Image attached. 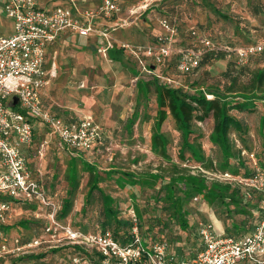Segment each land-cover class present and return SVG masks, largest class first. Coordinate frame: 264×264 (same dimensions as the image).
Listing matches in <instances>:
<instances>
[{
    "label": "rangeland",
    "instance_id": "rangeland-1",
    "mask_svg": "<svg viewBox=\"0 0 264 264\" xmlns=\"http://www.w3.org/2000/svg\"><path fill=\"white\" fill-rule=\"evenodd\" d=\"M120 1L124 6L122 18L130 19L128 8H135L137 12L126 28H119L113 33L119 40L134 46H147V49L153 46L157 36L164 30L161 25L163 18L169 19L175 28L173 45L176 49H205L200 37L232 48L246 47L264 40V0ZM63 3L62 0H53L49 7ZM14 32V22L0 12V35L11 36ZM63 36L49 50V64L55 65L56 77L45 90L43 103L55 115L71 113L92 116L105 134L93 150L81 151L82 155L75 156L77 153L62 149L58 138L46 124L40 120L33 123V144L27 154L29 164L33 168L40 166L46 191L50 192H47L48 195L54 197L62 207L60 218L63 222L88 232L102 229V203L97 192L85 207L92 184L89 168L93 167L100 177V187L114 197L120 216L124 220L130 219L129 210L135 207L137 213L142 215L144 237L147 240L150 237L154 240L162 238L170 254L177 258L193 257L201 245L198 234L201 222L213 226L222 222L225 230L227 226L232 227L233 223H237L241 225V231L251 230L259 219L257 192L252 194L253 202L246 205L248 210L254 207L256 213L252 218L238 211L250 198L246 201L240 198V204L228 201L227 197L209 202L203 193L196 190L190 191L188 196L178 190V201L186 212L190 229L181 228L173 217L172 206L165 205L163 200L157 201L160 184L158 181L148 184L147 177L153 178L152 174L157 173L169 177L172 165L160 149L152 146L151 137L159 111L154 78L157 77L160 83L191 93L195 89L213 90L226 96L227 101L248 104V109L244 111L239 108L230 111L246 124L247 132L239 135L237 131H231L234 156L228 159L229 165L226 166L221 149L209 141L213 128L212 116L204 121L195 119V131L191 135V140L202 145L209 163H212L210 169L191 158L190 152L186 153L187 159L181 161L179 150L183 138L169 109L161 128L162 134L168 139L167 153L172 162H177L189 174L203 176L209 186L216 182L231 184L232 187H239L241 194H245L246 189L234 180L225 179L222 172H232L234 169L244 171L240 161H244L250 169V157L240 153L243 148L250 154L255 153L258 160L262 156L264 161V127L261 126L264 116V93L261 90L264 85H259L255 77L264 68V52L252 56L247 63H241L233 53L229 56L211 55L198 70L190 74L178 71L177 56H174L163 66H157L155 73L144 75L140 73L141 69L136 66L129 51H124L126 61L131 63V67L139 69L135 75L122 62L115 60L111 52L104 54L96 50L91 41ZM207 98H213V95L209 94ZM128 173L141 174L144 183L138 184L127 178L122 181L124 174ZM179 187L185 186L181 183ZM19 205L12 206V217L6 222L10 233L30 239L41 235L43 225L37 223L45 220L36 218L38 208L28 204ZM157 218H161L162 222ZM240 230H230L229 234L237 235ZM43 238L48 241L50 236ZM45 244L42 249L37 248L26 254L0 252V264H73L69 249L55 251ZM41 253V258L29 257Z\"/></svg>",
    "mask_w": 264,
    "mask_h": 264
},
{
    "label": "built area",
    "instance_id": "built-area-1",
    "mask_svg": "<svg viewBox=\"0 0 264 264\" xmlns=\"http://www.w3.org/2000/svg\"><path fill=\"white\" fill-rule=\"evenodd\" d=\"M62 1V5L50 8L37 0H3L1 7L2 13L14 22L15 32L11 36H0V224H6L11 217L12 202L36 203L35 216L44 219L45 224L43 233L33 239L10 236L0 228V252L26 254L50 243L45 245L78 248L72 256L73 264H239L243 261L264 264V165L255 153L246 150L242 153L250 157L253 173L247 178L230 173L222 175L246 189V199L256 192L261 195L258 222L251 232L239 237L218 233L213 224L201 222L198 232L203 247L192 258L178 259L170 254L166 242L145 241L135 208L129 210L131 239L125 245L111 230L83 232L60 219L61 205L48 195L43 182L34 177L23 151L24 146L33 142L32 118L46 124L57 136L62 149L72 154L92 150L105 134L92 116L65 118L43 109L42 91L56 75L53 66L50 70L46 67L47 50L62 35L76 32L82 36L97 35L98 51L107 54L116 47L111 34L128 26L137 12L131 8L130 19L122 18L118 0H102L93 8L82 6L78 0ZM97 19H113L114 22L98 27ZM161 25L164 30L148 49L126 42L119 44L121 50L133 56L140 73L153 74L157 66H163L174 56H177L178 71L190 74L200 68L209 53H233L241 63H247L252 56L264 51V40L232 48L202 37L199 39L205 49H176L173 45L175 28L167 18L161 20ZM43 236L50 239L44 240Z\"/></svg>",
    "mask_w": 264,
    "mask_h": 264
},
{
    "label": "trees",
    "instance_id": "trees-1",
    "mask_svg": "<svg viewBox=\"0 0 264 264\" xmlns=\"http://www.w3.org/2000/svg\"><path fill=\"white\" fill-rule=\"evenodd\" d=\"M216 54L220 56L228 55L222 52L214 53V54L211 53V54H207L204 57L203 61L205 59L207 60L208 56L216 55ZM112 57L122 62L124 59L122 53H119L117 56L112 55ZM133 70L135 71V69ZM137 73L135 71V74ZM255 77L259 85H264V68L258 71ZM154 79L158 94V100H159V111H158V119L155 123L154 131L152 134V146L155 149H160L164 158L167 159V161L171 162L172 173L169 175V177H167V175H163L159 173L152 174L151 177L153 178L147 177V183L151 184L152 181L159 182L160 195L157 197V201L163 200V203H165V205L169 204L170 206H172V208H174L173 217L175 216V220L178 221L181 228L190 229L188 220L185 217L186 212L183 210V208L181 207L178 201V196H177L178 190L181 191L183 194H185V196H188L190 191L196 190L198 193H203V196L207 200H210L209 202H214L216 199L224 200L227 197L229 199L228 201H231L236 204L237 203L240 204L239 199L241 198L244 201L246 198L244 194H241V190L239 187L236 188V187H232L231 184H223L218 182L212 183L209 186L206 178H203V176L189 174L185 172V170L181 168L177 162H172L170 156L167 153L168 139L161 132L162 124L168 115V109L175 118L177 127L179 128L182 134L183 141H182V146L179 150V157L181 161L186 160L187 159L186 153L190 152L191 158L195 159L198 162H202L207 169H210L212 168V163L211 162L209 163V160L204 153V149L202 145L191 140V135L195 131L194 120L197 119L200 121H204L210 116L213 117V128L212 131L210 132L209 140L212 144L218 146L221 149L222 154L226 159V164H225L226 166L229 165L228 159L234 156V151H233L234 142L231 137V131L232 130L237 131L239 135L245 134L247 132L246 124H244L240 118L232 115L230 111L234 108H239L240 110L244 111L248 109L247 108L248 104L234 103L232 100L227 101L226 96H222L220 92H216L213 90H210L208 92L202 89H195L194 92L191 93L189 91H184L181 88H173L166 85L165 83H160L157 77H155ZM261 91L264 93V87H262ZM209 94L213 95V98H207V95ZM244 97L246 99H253L252 97H246V96ZM261 126L262 128L264 127V116H262L261 119ZM243 150H246V148H243L241 150L240 152L241 155H245L242 153ZM260 157L261 160H259V162L262 165H264L263 157L262 156ZM244 163H245L244 161H240V165L244 166L245 169L244 171H241L239 169H234L232 170V172L224 171L222 172V174L230 173L233 176H242L247 178L253 173V170H252V166L249 169V167H247L246 164ZM89 169H91V173H92V179H91L92 184L90 185L88 191L85 207L90 204L91 198L97 192V196L102 203L101 209L103 214V220H102L101 231H105V230L113 231L116 239L122 245H125L131 239L130 231L132 227V220L131 218L128 220H124L120 216V210L119 207L115 205L114 197L106 193L100 187L99 184L100 177L97 171L94 170L93 167H90ZM126 178L130 181L134 180L138 184L144 183V177L141 174H135V173L124 174V178H122V181H124V179ZM181 183H183L185 187H179ZM258 196L259 198L256 199L257 200L256 203H258L260 209L261 195L259 194ZM252 200L253 199L250 198L247 200L248 201L247 203L242 204V207H245L246 210H243L244 208L241 207L240 210L238 211L240 213H246L248 211L246 205H249ZM137 215L139 219L141 234L144 240L148 242L157 241L154 240L153 237L148 238L149 240H147L144 237L142 231L143 228L142 215H140V212L137 213ZM157 220L162 222L161 218H157ZM120 229L125 232L120 234ZM83 232H87V231L83 230ZM229 236H238V235L229 234ZM22 238L30 239L25 237ZM202 247H203V241L201 239V245L197 248L193 256ZM58 249H69L72 254H74L76 251H79L78 248L72 246L56 247L53 250L57 251ZM29 257L41 258L43 257V255L41 253V255L38 256L31 255Z\"/></svg>",
    "mask_w": 264,
    "mask_h": 264
},
{
    "label": "crops",
    "instance_id": "crops-1",
    "mask_svg": "<svg viewBox=\"0 0 264 264\" xmlns=\"http://www.w3.org/2000/svg\"><path fill=\"white\" fill-rule=\"evenodd\" d=\"M38 2H39V4L40 5H42V6H50V4L53 2V0H37ZM79 1V3L82 5V6H84V7H88V8H93V7H95V6H97L102 0H78ZM118 2H119V4H120V6H121V8H122V12L124 11V6H122V4H121V1L120 0H118ZM3 4H4V2H3V0H1L0 1V12H2L1 11V7L3 6ZM128 11L130 10V8H128L127 9ZM126 10V11H127ZM113 22H114V20L113 19H111V20H106V19H97L96 20V24L98 25V27H100V26H104V25H107V26H110L111 24H113ZM126 28V27H125ZM115 32V31H114ZM0 36H3V35H0ZM63 36V35H62ZM61 36V37H62ZM70 36H74V37H77V38H80V39H83V40H86V41H91V43H93L94 44V46H95V48H96V50H98V47H99V40H98V36L97 35H95V34H91V35H89V36H82V35H80L79 33H76V32H69V33H67V34H64V36L63 37H70ZM111 36H112V38H113V40H114V42H115V44H116V47L115 48H113V50H111L110 52H111V56L113 55V56H117L119 53H122V55H123V62L122 61H120V62H122L124 65H125V67H127L128 68V70L129 71H131L133 74H135V71H136V73L139 71V69L138 70H136L134 67H131L132 65H131V63L127 60L126 61V57H125V52L123 51V50H121V48L119 47V43L120 42H124L123 40H119V38H116V36H115V33H112L111 34ZM119 35H117V37H118ZM60 37V38H61ZM59 38V39H60ZM58 39V40H59ZM57 40V41H58ZM53 46V44L48 48V50H47V59H46V67H47V69L48 70H50L51 69V65L49 64V50L51 49V47ZM115 60H117V59H115ZM119 61V60H118ZM136 62V61H135ZM136 66H138L137 65V62H136ZM138 68V67H137ZM133 69H135V71L133 70ZM53 70L55 71V65L53 64ZM139 73V72H138ZM137 73V74H138ZM142 74H144V75H147L146 73H142ZM136 75V74H135ZM55 77H56V75H55ZM55 77H53L52 78V80H51V82H50V84L49 85H47L44 89H43V91H42V94H41V102H42V106H43V109H45V110H47V111H49V112H51L50 111V109H48V108H46L45 107V105H44V103H43V95H44V92H45V90L47 89V88H49L50 87V85L52 84V82L54 81V78ZM52 113V112H51ZM57 116H61V117H65V118H76V117H80L79 115H73V114H71V113H69V114H56ZM32 120H33V123L34 122H37L36 120V118H32ZM55 137H57L56 135H55ZM151 141H152V137H151ZM210 141V140H209ZM32 144L33 143H31L30 145H26V146H24L23 147V151H24V153H25V155H26V157L28 156L27 154H28V152L30 151V149H31V147H32ZM99 144V142L98 143H96L95 144V146H97ZM95 146H94V148H95ZM93 150V149H92ZM80 155H82L81 154V152H79V153H77L75 156H80ZM27 159H28V157H27ZM28 164H29V160H28ZM29 167H30V169L33 171V175H34V177L35 178H37V179H40L42 182H43V185H44V187H46V183H44V177L42 176V174L43 173H41L40 172V170H41V168H40V166H39V168L37 167V168H33L30 164H29ZM46 189V188H45ZM47 192L48 193H50L49 192V190H47ZM255 200V199H254ZM253 202V200L251 201V203ZM86 203V202H85ZM19 204H22V205H26V204H28V205H34V206H36V208L38 207L37 206V204L36 203H16V202H12V206L14 205V206H20ZM255 209H257V208H255ZM12 212H13V210H12ZM60 213H62V212H60ZM255 210H254V207H253V209H251V210H248L246 213H242V214H245L246 216L245 217H248V216H251L252 218H254V216H255ZM12 215V214H11ZM12 217V216H11ZM59 217H60V214H59ZM61 219V218H60ZM62 220V219H61ZM63 221V220H62ZM43 220H40L39 221V223H37V224H42L43 226H44V224H45V221L43 222ZM65 223H67V222H65ZM222 223V222H221ZM220 222H219V224H216V226H214V227H216L215 228V230L218 232V233H222V234H227V235H229V231L230 230H240L241 229V225H239V224H235V223H233L231 226L232 227H229V226H227V228H226V230H227V232H226V230L224 229V224L222 223L221 224ZM68 224H70L73 228H75V229H77V230H81V229H78V228H76L75 226H73L71 223H68ZM7 226V223L5 224V225H3V226H1L2 228H3V230L5 231V232H7L10 236H17V235H12L11 233H10V231H9V227H6ZM254 228V227H253ZM253 228L251 229V230H246V229H244V230H240V232L237 234L238 236L237 237H239V236H243V235H245V234H247V233H249V232H251L252 230H253ZM41 229V228H40ZM102 230V229H101ZM101 230H99V231H101ZM83 231V230H82ZM122 230L120 229V233H124L125 231H122ZM88 232V231H87ZM90 232H93V231H90ZM39 236V235H38ZM38 236H35L34 238H37ZM31 239H33V238H31ZM157 241H164L163 239H160V240H157ZM72 256H73V254H72ZM239 264H248L247 262H240Z\"/></svg>",
    "mask_w": 264,
    "mask_h": 264
},
{
    "label": "water",
    "instance_id": "water-1",
    "mask_svg": "<svg viewBox=\"0 0 264 264\" xmlns=\"http://www.w3.org/2000/svg\"><path fill=\"white\" fill-rule=\"evenodd\" d=\"M153 68H154V66H152ZM16 100L15 101H17V98H15Z\"/></svg>",
    "mask_w": 264,
    "mask_h": 264
}]
</instances>
